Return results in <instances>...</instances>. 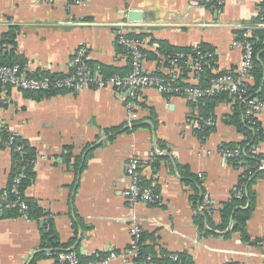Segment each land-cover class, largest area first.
Instances as JSON below:
<instances>
[{
    "label": "crops",
    "instance_id": "crops-1",
    "mask_svg": "<svg viewBox=\"0 0 264 264\" xmlns=\"http://www.w3.org/2000/svg\"><path fill=\"white\" fill-rule=\"evenodd\" d=\"M80 1L0 0V43L14 31L16 53L30 75L66 76L70 58L82 45L93 67L105 74L112 70L126 74L130 59L118 43L114 23L127 18L134 24V33L145 38L147 71H166L170 55L161 52V44L168 42L192 55L200 50L214 52L210 76L226 70L237 73L242 51L232 43L243 28L256 26L264 3ZM1 46L8 48L6 43ZM247 81L253 85V76ZM57 91L35 99L11 88L12 100L0 110L1 201L7 200L15 167L13 152L3 145L1 125H6L33 149L35 176L26 196L36 199L51 218L60 245L76 250L82 258L126 249L132 238L130 219L136 215L143 244L154 254L178 253L193 264H264V240L256 242L264 237V175L253 184L255 206L246 221L250 240L234 230V215L225 229L220 228V210L232 200L243 170L221 149L250 145L257 136L252 148L264 153V112L257 126H247L246 117L239 113L241 105L228 94L211 110H203L198 101L147 88L134 99L137 116L131 118L127 100L111 88ZM200 114L212 116L216 124L208 126L210 130L196 128ZM237 115L243 130L234 123ZM133 156L142 163V186L155 184L160 198L131 209L123 192L129 183L126 166ZM206 196L214 204V227L206 220L204 226L196 221ZM44 244L37 220L23 216L0 220V264H57L41 253ZM108 264L132 263L112 260Z\"/></svg>",
    "mask_w": 264,
    "mask_h": 264
},
{
    "label": "built area",
    "instance_id": "built-area-1",
    "mask_svg": "<svg viewBox=\"0 0 264 264\" xmlns=\"http://www.w3.org/2000/svg\"><path fill=\"white\" fill-rule=\"evenodd\" d=\"M80 4V0H72ZM209 2L223 3V0H207ZM116 36L122 50L130 59V70L126 74L119 72L112 74L103 73L100 68L93 67L90 63V55L85 46H79L68 62L69 73L66 76L52 78L49 75L34 76L26 73L20 64L4 65L0 64V110L3 105L12 100L11 88L20 91H43L51 88L65 91H79L83 89L111 88L121 94V98L127 100L126 107L131 118L137 116L134 109V99L138 93L144 89H154L167 97L180 96L190 101H199L208 96L220 93H227L234 103L245 108V117L250 125L259 123V116L264 112V99L256 98L250 94L248 77L252 75L254 66L255 49L253 28H243L240 38L233 41V48L242 51L241 68L237 73L226 70L209 78L207 84L202 85L201 81L205 73L214 66L215 53L210 51H197L192 55V51L181 50L173 52L169 56L166 71L164 73L147 71L145 69L146 56L144 53L145 38L134 33L133 22L126 18L115 22ZM257 27H264V20L257 24ZM184 71V72H183ZM191 74V75H190ZM190 75V77H189ZM216 124L212 116L197 115L195 126L198 129ZM9 129L6 125H1V131ZM3 145L12 152H19L22 157L25 154L23 144L16 141L15 135L10 132ZM222 155L226 159L240 157L242 150L240 147H223ZM24 160V158L22 159ZM35 159L31 161L33 165ZM142 163L139 157L133 156L126 166V176L129 183L123 194L133 209L138 203L152 204L159 201V195L152 186H142L141 184ZM264 168V161L259 166ZM24 177V172L19 173L13 179L11 191L17 195L14 200L9 201L6 206L14 207L19 205L21 211L25 212L27 205L20 195V182ZM242 191L237 192L241 196ZM3 203L0 202V207ZM214 206L211 198L205 197L201 210L212 211ZM23 217H25L23 215ZM45 222L47 217L42 218ZM130 233L132 235L130 245L121 251L110 249L107 254H98L94 258L84 260L76 250L61 247L55 253L46 249V255L54 258L57 264H108L112 260H122L132 264H193L184 263L178 253H170L166 260L160 261L159 257L150 252L142 250V229L140 228L138 217L131 216Z\"/></svg>",
    "mask_w": 264,
    "mask_h": 264
},
{
    "label": "trees",
    "instance_id": "trees-1",
    "mask_svg": "<svg viewBox=\"0 0 264 264\" xmlns=\"http://www.w3.org/2000/svg\"><path fill=\"white\" fill-rule=\"evenodd\" d=\"M264 16V3L261 5V12L259 17L256 19L255 23L256 26L253 28V37L252 40L254 42V49H255V58H254V66L252 69V76L254 78V84L249 86L250 88V94L256 98L264 99V27H257V24L259 22L263 21ZM15 33L14 31H10L4 35L3 41L0 43V64L4 65H13L19 63L24 68V59L16 53V44L14 40ZM7 44L8 48H5V46H1L3 44ZM184 50L183 48H177L169 44L168 42H162L161 44V52H165L169 55H171L173 52ZM144 53L146 50H143ZM149 57H154V54L152 52L148 53ZM103 73V69H100ZM108 74L116 73L115 70L108 71ZM30 75V74H29ZM35 76H42L34 74ZM211 74L209 72L205 73L204 78L202 79L203 84H207L209 81V78ZM52 78H57L60 76H54L49 75ZM58 89L51 88L49 90H43V91H23L25 92L26 96L32 97L35 99H41L43 97H49L51 95L56 94ZM228 96L227 93H220L216 94L214 96H208L205 98H202L198 101V104L203 107V110H211L213 108V105L219 100L224 97ZM240 112L243 117H245V108L244 106H240ZM207 112V111H206ZM238 113V114H239ZM234 123L239 126L241 130H243L244 123L239 118V115L234 117ZM245 123L247 126H250L248 123V119L246 118ZM259 124V123H258ZM257 124V125H258ZM255 125V126H257ZM254 126V127H255ZM210 130L209 128H204ZM2 137L5 140L8 139L10 132L7 130H2ZM251 131H249L250 133ZM251 134V133H250ZM15 135V134H14ZM15 139L18 143L23 144L25 148V154L22 157V154L19 152H13V161L15 163V167L12 171L9 187L7 189V200L1 201L3 203V206L0 207V220L4 217H18V216H25L26 218L37 220L42 228V234H43V241L44 245L42 246V254H46V249H50L53 253L57 251L58 248H61L62 246L57 241V236L55 231L52 229V223L51 218H47L48 221L45 222L42 218L45 216L47 217V214H43L42 209L40 208L38 202L34 198L27 197L25 194V190L27 187L32 183V180L35 176V173L33 171V165L31 164V161L35 159L33 149L25 142L23 139L15 135ZM253 143L248 145V143H241V150L242 154L240 157H234L230 158V161L238 168H243L238 185L235 187V190L233 191V197L232 200L224 203L223 208L221 211V217L223 224L220 226L221 229H225L226 225H228L230 218L232 215H234V230L240 231L243 239L249 241L250 237L246 232V221L249 218L252 209L255 206V192L253 190V184L255 183L256 179L258 177H261L264 175V168L260 169L259 166L261 165L262 161H264V153H257L255 149L253 150L252 146L256 145L257 142V136H254L252 138ZM24 158V160H22ZM24 172V177L22 178V181L20 182V195L22 199L25 201L27 208L25 212L21 211L20 206H14V207H7L6 204L14 200L17 195H15L12 191V184L13 179L15 176H17L19 173ZM241 190L242 195L237 196V192ZM3 191H0V196L2 195ZM215 211L214 206L212 207V211L208 212L207 210H204L203 212L199 213L196 221L199 222L201 226H204L205 220L214 227V222L212 215ZM144 233L142 232V250L144 252H149L143 244V238ZM264 240L263 238H257L256 242H260ZM152 253V252H150ZM154 254V253H153ZM165 254V253H164ZM167 254V253H166ZM159 257L160 261L166 260V256L162 253L160 255L155 254ZM182 261L186 263L183 259V257L180 255ZM84 260H87L83 257Z\"/></svg>",
    "mask_w": 264,
    "mask_h": 264
},
{
    "label": "water",
    "instance_id": "water-1",
    "mask_svg": "<svg viewBox=\"0 0 264 264\" xmlns=\"http://www.w3.org/2000/svg\"><path fill=\"white\" fill-rule=\"evenodd\" d=\"M130 17V16H129ZM131 18V17H130Z\"/></svg>",
    "mask_w": 264,
    "mask_h": 264
}]
</instances>
